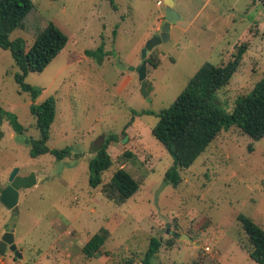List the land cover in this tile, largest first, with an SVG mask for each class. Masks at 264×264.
I'll use <instances>...</instances> for the list:
<instances>
[{
    "label": "rangeland",
    "instance_id": "obj_1",
    "mask_svg": "<svg viewBox=\"0 0 264 264\" xmlns=\"http://www.w3.org/2000/svg\"><path fill=\"white\" fill-rule=\"evenodd\" d=\"M173 1L180 19L148 56L157 68L148 64L146 95L133 69L161 33L164 0H33L24 27L10 39H23L29 50L50 22L69 39L44 72L25 79L42 90L36 104L56 101L48 146L69 149L64 160L31 157L27 141L40 137L32 99L15 81L21 71L11 53L0 49V190L16 169L20 178L37 179L20 191L15 209L0 201V242L13 230L22 255L7 250L0 264H144L153 237L163 244L151 264H257L237 218L250 217L264 230V138L223 131L173 188L166 173L174 158L153 129L200 68L227 64L243 45L242 65L217 92L216 104L231 113L252 92L264 78V0ZM102 44L105 55H87ZM2 112L17 116L23 135ZM111 137L113 166L93 189L90 162ZM119 169L140 185L123 203L104 192ZM168 225L179 236L167 233ZM102 229L109 233L102 256L86 257L83 248Z\"/></svg>",
    "mask_w": 264,
    "mask_h": 264
},
{
    "label": "trees",
    "instance_id": "obj_2",
    "mask_svg": "<svg viewBox=\"0 0 264 264\" xmlns=\"http://www.w3.org/2000/svg\"><path fill=\"white\" fill-rule=\"evenodd\" d=\"M33 8V0H0V49L11 53L21 71L16 75L15 81L20 91L29 94L32 99L30 113L36 121L40 137L27 141L31 145V157L38 158L50 153L58 160H64L70 156L69 149L51 150L48 146L51 126L56 119V101L49 97L41 104H36L42 90L25 83V79L30 73L44 72L66 48L69 39L50 22L29 50L26 49L23 39L12 41L11 34L24 27L25 20ZM246 50L245 45L241 46L234 58L223 66L205 64L189 81L174 104L158 115L159 121L153 129V135L174 158L173 166L166 173V181L173 188L181 185V172L189 169L223 131L237 128L243 135L255 141L264 138V78L256 84L252 92L236 100L231 113H226L216 104L217 92L226 87L238 72ZM87 55L102 57L105 55L104 44L97 51H88ZM147 62L157 68L151 56ZM2 115L8 118L17 134L23 135L24 127L16 115L10 112H2ZM113 139L111 137L105 140L90 162L89 183L93 189L102 185L103 174L113 166V159L109 153ZM139 191V183L124 169L116 171L111 182L104 186V192L110 199L122 203ZM237 219L248 238L249 244L245 249L251 259L257 264H264L263 228L250 217L239 215ZM108 234L107 230L102 229L94 235L83 248L85 256L88 258L102 256L101 250L108 239ZM162 244L158 238L151 239L144 264H151ZM168 244L173 245V241H168Z\"/></svg>",
    "mask_w": 264,
    "mask_h": 264
},
{
    "label": "water",
    "instance_id": "obj_3",
    "mask_svg": "<svg viewBox=\"0 0 264 264\" xmlns=\"http://www.w3.org/2000/svg\"><path fill=\"white\" fill-rule=\"evenodd\" d=\"M164 4L166 5L165 23L161 29V33L159 35H156L147 42L145 48L142 51L141 66H139L136 69H133L138 73L139 80L142 85V91L146 95L148 94L147 83H146L147 70H148V62H147L148 56L156 46H158L161 43H165L169 40L172 25H174L176 21L180 19L179 14L174 9L175 3L173 0H164ZM17 174H18V169L12 172L7 187L4 190H2L0 193L1 203L9 210H13L17 207L19 203L21 190L31 189L37 185V179L35 178L34 174L25 178H20L17 176ZM167 233L171 235H175L176 237L179 236L178 233L170 232L169 225H168ZM7 250L13 252L16 258L22 259V255L17 250V246L15 244V236L13 230L6 232L2 237V240L0 242V256L3 257L6 254Z\"/></svg>",
    "mask_w": 264,
    "mask_h": 264
},
{
    "label": "flooded vegetation",
    "instance_id": "obj_4",
    "mask_svg": "<svg viewBox=\"0 0 264 264\" xmlns=\"http://www.w3.org/2000/svg\"><path fill=\"white\" fill-rule=\"evenodd\" d=\"M9 231H11V229Z\"/></svg>",
    "mask_w": 264,
    "mask_h": 264
}]
</instances>
